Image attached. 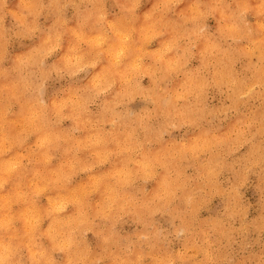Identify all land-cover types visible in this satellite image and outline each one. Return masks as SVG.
I'll use <instances>...</instances> for the list:
<instances>
[{
	"label": "clouds",
	"instance_id": "clouds-1",
	"mask_svg": "<svg viewBox=\"0 0 264 264\" xmlns=\"http://www.w3.org/2000/svg\"><path fill=\"white\" fill-rule=\"evenodd\" d=\"M0 264H264V0H0Z\"/></svg>",
	"mask_w": 264,
	"mask_h": 264
}]
</instances>
